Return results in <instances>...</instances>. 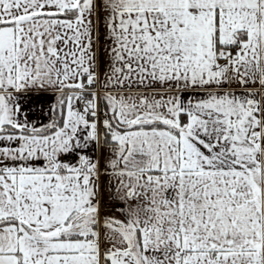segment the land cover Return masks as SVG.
Wrapping results in <instances>:
<instances>
[{
	"label": "snow or ice",
	"instance_id": "1",
	"mask_svg": "<svg viewBox=\"0 0 264 264\" xmlns=\"http://www.w3.org/2000/svg\"><path fill=\"white\" fill-rule=\"evenodd\" d=\"M0 264H264V0H0Z\"/></svg>",
	"mask_w": 264,
	"mask_h": 264
}]
</instances>
